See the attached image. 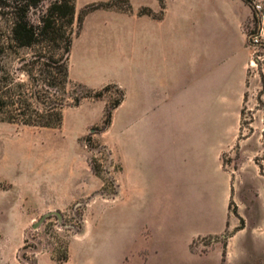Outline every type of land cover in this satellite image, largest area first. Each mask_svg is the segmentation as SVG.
<instances>
[{"label": "rangeland", "instance_id": "rangeland-1", "mask_svg": "<svg viewBox=\"0 0 264 264\" xmlns=\"http://www.w3.org/2000/svg\"><path fill=\"white\" fill-rule=\"evenodd\" d=\"M47 1L42 0L30 12L33 24H37V16ZM96 1L106 0H74L75 10ZM167 1L165 18L157 22L149 17L146 19V15H137L142 6L157 15V0H128L130 11L126 13L133 15L129 23L135 32L133 35L104 36L102 42L89 46L82 45L81 37L74 42L72 37L69 78L92 90L116 83L127 95L122 104L111 110L107 126H101L104 109L119 97L113 86L108 87L99 99L83 97L77 105H66L65 102H72V98L80 93L77 87L68 85L65 94L58 95L64 105L61 123L56 128L0 121V207L8 210V225L1 229L7 252L19 240L18 234L27 215L47 203L61 206L55 210L61 216L60 221L52 214L35 228L29 226L25 230L22 247L17 251L23 264H33L38 252H47L54 259L67 252L68 240L78 236L75 232L83 226L88 231V240L111 235L113 211L119 202H111L116 191L115 176L122 199L127 197L130 186L127 154L122 152L126 150L124 144L128 137V98L134 90L133 69L129 63L133 59L143 62L150 52V35L153 45L155 42L160 44L153 52L175 59L185 68V63L195 57L196 46L206 43L201 39L210 38L208 28L203 27V23L195 28L190 18L204 17L209 23L214 22L218 34L222 14L236 11L235 5L228 0ZM256 1L264 6V0ZM116 3L123 6L121 2ZM101 19V13H92L84 18V25L95 27L104 22ZM144 19L148 21L145 23ZM255 26L251 17L244 32ZM0 27H8L7 18H0ZM69 28L74 31L75 23L63 27L66 31ZM147 31L151 34L145 36ZM258 54L260 58L252 59L246 72L239 114L232 115L233 137L220 156L221 165L230 176L227 219L235 220L236 225H246L231 239L230 264H264V52ZM113 149L122 152V169L121 163L112 156ZM227 232L225 229L219 235L201 237L191 243V249L204 252L215 242L221 246ZM199 241L203 245L197 244ZM215 254L213 250L208 258L212 260Z\"/></svg>", "mask_w": 264, "mask_h": 264}, {"label": "crops", "instance_id": "crops-1", "mask_svg": "<svg viewBox=\"0 0 264 264\" xmlns=\"http://www.w3.org/2000/svg\"><path fill=\"white\" fill-rule=\"evenodd\" d=\"M228 2L235 5L236 11L222 14L218 34L214 22L204 17L190 18L195 28L203 23L210 38L201 39L206 43L196 46V55L185 63V68L181 62L153 52L160 44L153 45L150 31L145 33L150 35L149 54L143 62L133 59L129 63L134 90L128 98V137L122 152L127 154L130 186L122 199L115 176L116 191L111 202H119L113 211L111 235L88 240L83 226L75 232L77 238L68 240L65 261L57 262L49 253L38 252L33 264H230L231 239L246 225L233 231L238 225L227 219L230 176L220 156L233 137L232 115L239 114L243 100L251 60L244 27L252 13L242 0ZM167 3L163 0L160 17L146 15V19L162 21ZM95 12L101 13L104 22L86 28L84 18ZM84 18L72 40L81 37L83 46L102 42L104 36L135 33L129 25L133 19L130 13L95 9ZM126 97L123 91L114 110ZM122 152L112 150L121 169ZM60 208L47 203L27 215L19 240L8 253L1 229L8 225V210L1 206L0 264H23L17 251L22 247L25 230L39 215ZM225 229L231 234L225 238L223 259L222 244L217 242L204 252L191 249L195 240L219 235ZM213 250L215 258L210 260Z\"/></svg>", "mask_w": 264, "mask_h": 264}, {"label": "trees", "instance_id": "trees-1", "mask_svg": "<svg viewBox=\"0 0 264 264\" xmlns=\"http://www.w3.org/2000/svg\"><path fill=\"white\" fill-rule=\"evenodd\" d=\"M42 0H0V18H7L8 27H0V121L38 128H56L62 120L60 95L66 87L73 86L80 93L66 105H77L81 98L99 99L108 87L113 86L119 97L104 109L101 126L110 123L111 110L123 98V91L115 83H107L98 90L72 81L68 76V58L72 37L78 34L84 16L95 9L130 11L128 0H106L84 4L75 11L74 0H48L37 16V24L30 21L29 14ZM159 12L155 15L150 8L142 6L137 15L160 17L163 0H157ZM251 9L255 23L252 0H242ZM116 2L123 3L119 6ZM75 30L68 31L64 26ZM18 64L16 67L11 66ZM60 94V95H59ZM59 95V96H58ZM93 172L96 170L91 167ZM241 225L233 229L237 230ZM231 233L225 234L224 238ZM222 242L221 259L225 251ZM67 259L65 251L56 256L57 262Z\"/></svg>", "mask_w": 264, "mask_h": 264}, {"label": "built area", "instance_id": "built-area-1", "mask_svg": "<svg viewBox=\"0 0 264 264\" xmlns=\"http://www.w3.org/2000/svg\"><path fill=\"white\" fill-rule=\"evenodd\" d=\"M252 8L255 11L256 26L255 29L247 30L246 44L251 51L250 65L252 59H259L258 52H264V6L262 2L253 0Z\"/></svg>", "mask_w": 264, "mask_h": 264}, {"label": "water", "instance_id": "water-1", "mask_svg": "<svg viewBox=\"0 0 264 264\" xmlns=\"http://www.w3.org/2000/svg\"><path fill=\"white\" fill-rule=\"evenodd\" d=\"M52 214H54L56 216L57 220L60 221V217L61 216H60V214L58 212H56L54 210L53 211H48V212H45V213L41 214L39 216V218L35 222H33V224H31V227L35 228L44 218H46V217H48L49 215H52Z\"/></svg>", "mask_w": 264, "mask_h": 264}]
</instances>
